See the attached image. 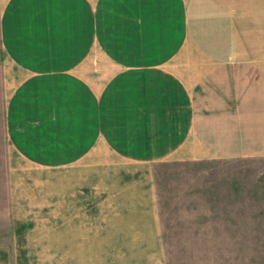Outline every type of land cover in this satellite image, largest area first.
<instances>
[{"label": "crops", "instance_id": "1", "mask_svg": "<svg viewBox=\"0 0 264 264\" xmlns=\"http://www.w3.org/2000/svg\"><path fill=\"white\" fill-rule=\"evenodd\" d=\"M255 155L264 0H0V264H165L153 167Z\"/></svg>", "mask_w": 264, "mask_h": 264}, {"label": "rangeland", "instance_id": "2", "mask_svg": "<svg viewBox=\"0 0 264 264\" xmlns=\"http://www.w3.org/2000/svg\"><path fill=\"white\" fill-rule=\"evenodd\" d=\"M152 177L165 264H264L263 156L164 162ZM54 225L33 223L26 249L53 244Z\"/></svg>", "mask_w": 264, "mask_h": 264}]
</instances>
